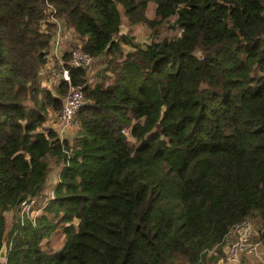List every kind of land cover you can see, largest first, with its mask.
Here are the masks:
<instances>
[{"label": "trees", "instance_id": "16d2710c", "mask_svg": "<svg viewBox=\"0 0 264 264\" xmlns=\"http://www.w3.org/2000/svg\"><path fill=\"white\" fill-rule=\"evenodd\" d=\"M54 57L84 100L70 140ZM242 219L264 237V0H0V264H216Z\"/></svg>", "mask_w": 264, "mask_h": 264}, {"label": "built area", "instance_id": "2783aa9c", "mask_svg": "<svg viewBox=\"0 0 264 264\" xmlns=\"http://www.w3.org/2000/svg\"><path fill=\"white\" fill-rule=\"evenodd\" d=\"M67 36L62 33L60 28H56L53 53L57 56L58 49L63 45L70 52V63L75 67H87L91 64L92 58L79 49H71L70 44H66ZM59 60V65H60ZM58 77L68 84L66 94L64 96L61 109L56 117V131L59 138L68 139L74 137L77 129L75 115L83 106L84 100L79 88L70 85L69 76L66 69H62ZM127 131H123L126 133ZM33 203V200L21 202V212H26ZM32 217V210L29 211ZM33 218V217H32ZM258 245V242L252 239V223L247 219L233 224L226 235L223 245V264H250L246 259L251 255Z\"/></svg>", "mask_w": 264, "mask_h": 264}, {"label": "rangeland", "instance_id": "374dc122", "mask_svg": "<svg viewBox=\"0 0 264 264\" xmlns=\"http://www.w3.org/2000/svg\"><path fill=\"white\" fill-rule=\"evenodd\" d=\"M153 8H154V4L152 2H148L146 12H145L147 16H149V17L152 16ZM173 20H174V16H171V17H169L167 22L158 25L156 27L157 34H159V35H161V34H165V35L177 34L179 32V30L173 26ZM150 35H151V33L145 27L136 28L134 31V39L137 43L143 44V43L149 42ZM68 42H69V40L66 41V44H68ZM72 44H73V42L71 43V46L73 47ZM53 62H54V58H53ZM99 65L100 64L91 63V66H89L87 69L86 77H87V82H89L90 84L94 83V80H95V76H94L95 72L94 71H96L98 69ZM51 69H53L52 70L53 75H52L51 79H54V78L58 79V74H59L58 73V70H59L58 65L54 64L51 67ZM46 75L49 76V73H47ZM128 141L130 144H134V142H135L134 139L131 137H128ZM54 165L55 164H53V163L50 165V171L52 172V174H54V172H55L54 169H56V167ZM54 179L55 178H51V180H54ZM47 180L48 181H47L45 187H48L51 184L49 177ZM48 189H50V187L47 188V191H48ZM46 200L47 199H44L43 203ZM73 222H75V221H73ZM252 226H253V224H252ZM253 228H254V232H255L252 236L253 241L259 240V241H261L262 246H264V237H262V235L260 233L258 234V226H253L252 229ZM252 233H253V231H252ZM48 243H49V246L53 250H57L60 248L61 243H62V234H61L59 229H57L55 232L51 233L50 237L48 238ZM260 248H261V246L259 248H257V246H256V249H260ZM256 249L252 254H255V252L257 251ZM263 260H264L263 258L259 257V259H255V260H253V262L250 261L249 263L250 264H262Z\"/></svg>", "mask_w": 264, "mask_h": 264}, {"label": "crops", "instance_id": "0c3cea01", "mask_svg": "<svg viewBox=\"0 0 264 264\" xmlns=\"http://www.w3.org/2000/svg\"><path fill=\"white\" fill-rule=\"evenodd\" d=\"M147 17H149V16H147ZM151 17V16H150ZM69 41H75L74 40V38H73V36H72V34L70 35V39H69ZM72 42H70L69 44L71 45V43ZM76 42V41H75ZM60 52L62 51H64V50H66V48L65 47H61L60 49ZM54 59H56L55 57H54ZM57 60V59H56ZM48 68L49 69H51L50 67L53 65V64H56L57 65V61L55 62V63H53V60L51 59V60H49V62H48ZM53 70V69H52ZM52 80V82L54 81V79H51ZM47 126H50L51 128H53L55 131H56V125H55V123H53V121H51L50 123H49V125H47ZM72 137L70 136V137H68V140H70ZM52 164V163H51ZM50 164V165H51ZM53 164H55L54 166L56 167V169H54L55 170V172H54V174H52V172L50 171V165H49V167H48V174H47V179H48V177H49V180L51 181V184L48 186V187H45V185H46V183H47V179H46V182H45V185H44V188H43V191H42V193L40 194V196H39V199L37 200L38 201V203L39 204H43V200L44 199H48L49 197H50V195H51V191H52V189H53V187L55 186V184H56V182H57V178H58V171H59V165H57V163H54L53 162ZM51 178H55L54 180H51ZM50 187V189H48V191H47V188H49ZM40 208H41V205L39 206H36V207H33V209H32V214L33 215H37L38 213H39V211H40ZM254 226V225H253ZM252 226V227H253ZM252 231H253V233H252V236H253V234L255 233L254 232V228L252 229ZM255 242H258V245H257V248H259L260 246H261V248L260 249H256L257 251L255 252V254H251V255H249V256H247L246 257V259L250 262V261H252L253 262V260H255V259H259V257H261V258H263L264 259V246H262V243H261V241H255ZM261 260V259H260ZM262 264H264V260H263V262H262Z\"/></svg>", "mask_w": 264, "mask_h": 264}, {"label": "water", "instance_id": "95a60500", "mask_svg": "<svg viewBox=\"0 0 264 264\" xmlns=\"http://www.w3.org/2000/svg\"><path fill=\"white\" fill-rule=\"evenodd\" d=\"M119 29H120L121 33L125 32L124 26L120 25ZM5 257H6V244H5V241H3L0 245V260H5ZM216 264H223L222 258L218 259Z\"/></svg>", "mask_w": 264, "mask_h": 264}]
</instances>
